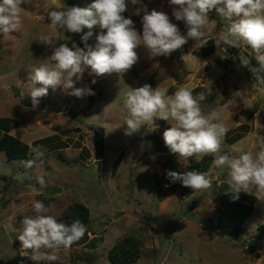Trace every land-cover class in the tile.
Returning a JSON list of instances; mask_svg holds the SVG:
<instances>
[{"label":"rangeland","instance_id":"374dc122","mask_svg":"<svg viewBox=\"0 0 264 264\" xmlns=\"http://www.w3.org/2000/svg\"><path fill=\"white\" fill-rule=\"evenodd\" d=\"M59 2L63 3L65 6L87 7L92 3V0H59ZM143 5H145L149 11L155 9L167 13L172 18L173 22L178 24L182 32L186 34L183 22H177L174 17H172V9L168 6L167 0H138V5L135 6L129 3L127 13L135 21V26L138 30L142 31L140 21L143 13L137 16L134 15V11L136 7ZM52 7L53 0H26V3L22 6L21 15L23 24L21 29L7 36H0V115L13 116L20 120V123L15 128V130L17 129L16 134H14L23 140L27 139L30 135L36 136L44 132L40 131L41 126H39L38 130H35L37 126L33 123V118L36 114L39 123L41 122L39 125H42V129H49L51 127V129L53 128L54 131L57 132L56 135H58L54 142V145L57 147L49 148L45 150V152L43 151V157L47 152L52 153V156L45 157L44 161H38L33 151V149L37 148L33 145L30 147L31 152L28 158H34L35 160L31 167L26 166L25 162L29 161L26 160V158L8 159L4 151L0 150V212H7L10 210L12 211L11 214L14 215L15 213L18 215L15 217L18 227H12L11 224L9 226L12 239L11 243L22 230L20 227L21 224L18 222L19 216L24 217V212H31L33 214L32 216H35L32 205H26L21 209L16 208L15 212H13L12 205H10V195L13 193V190L19 187L24 189L28 181H31L32 184L35 182L39 183L38 178H43L44 183H55L54 186L61 188L60 190H56V193L59 194L57 201H59L60 204L57 205L55 203L56 201H50L45 203V205L49 207L48 214L54 216L58 222L71 225L74 220L64 217L61 212L64 208H61V206H64L66 202L78 200L80 189L82 191L85 189L89 190L87 193L93 198H89V203L93 206L95 199H103L105 187H110V191H113L112 196L115 199H121L122 195H126L127 190H133L134 184L137 186V179L139 178L140 172H148V167L142 168L143 163L149 160L148 156H155L154 151L155 148L158 147L157 145H159L160 137L154 142L152 137L144 136L143 134L152 133L154 130L163 134L164 130L168 128V126L170 127V125L167 123L164 124V122L158 120L155 122V127H146L142 129L140 133L131 137L125 136L124 129L126 125H123L124 114L122 112V100L124 94L128 90L149 83L148 78L152 75V80L155 81V86H153V88L160 84L162 87L168 89L169 95L173 94L179 88H175V85L182 82L181 79H183V76L187 73L185 70L186 66L193 65V63L200 66V56L197 50L203 57L210 54V52L215 54L213 55V59L207 62L204 67L205 69L211 68L213 65V70H219L221 67L225 69L228 67L229 63L231 66H234V64L231 63L232 56H234L232 48L229 47L227 49L226 58H221V55L218 54L217 47V51H214L213 35L205 38L207 41L209 38H212V41L207 42L204 46L206 50L204 54H202L201 48L194 50V42L189 40V42L185 44L189 46V48H187V54H184V52L181 53V56L187 55V60L185 61L181 59V56L150 58L147 50L141 46L136 50L139 56L138 62L125 76L118 77L116 74L105 75L104 77L97 78L98 82L95 85H91L92 77L85 72L83 80L76 82V87H82L88 84L94 88L96 92L95 101L91 105L90 110L86 112L82 111V108L87 103L88 97L79 99L67 95L61 90L53 92L49 89V93L40 98L39 107L36 108L37 111H35L36 109L32 108L30 95H28L33 87L29 77L31 68L38 67L41 63H50L47 57L51 55V48L41 44L38 40L42 34L52 33L49 25L50 21L47 19V13ZM209 17H211V15H209ZM216 20V24L221 26V24L218 23L219 20L217 18ZM208 29H211L208 33H213L211 27ZM98 31L97 29V33ZM226 31L227 30L224 29V32ZM52 34L60 43H68L69 46H71L73 42L78 45L82 43L81 34H73L67 32V30ZM182 49L184 48L182 47ZM249 51L251 52L250 49ZM237 60L240 68L243 69L245 66L242 64L241 59L239 60L237 58ZM192 65L190 68H195L192 67ZM204 68L201 69L203 72L200 71L201 74L199 73L201 78L197 80V84L199 82L201 84L199 83L192 87V89L195 88V90L198 87L196 90L198 93L205 92L206 99L200 102L201 107L203 105L202 108L204 110L215 108L222 113L221 116L224 114L223 112H229L226 113L228 119L225 125L229 126L234 124L241 113V109H239L240 106L238 105H242V103L237 104L239 100L237 95L238 91L234 93L235 87L232 82H229L226 86L228 79L227 81L225 80V82H220L217 78L218 75L215 76L214 74L204 73ZM249 78L250 79L245 77V80H247L249 84H256L255 81L251 79V76ZM167 79L172 86L169 87ZM173 79H176L175 82H173ZM191 84L192 83H189V85ZM151 85L153 84L151 83ZM36 86L40 87L41 85ZM229 92L231 93L228 95ZM253 98H249V111L246 113L247 121L241 123L246 125L247 128H251V125L254 126L253 112L256 111L257 106L251 103ZM261 98L262 100H259L260 105L257 103L260 107V112L255 116L256 118H261L264 125V95H261ZM253 106L255 108H252ZM259 114L261 116H259ZM158 126H163L164 128L159 130ZM98 127L103 128L105 137L107 138L106 149H108L110 155L106 154V160L113 157L116 151L121 150L122 145L123 147H127V151L135 150L136 148L144 150L141 154L143 158H138V160L141 161L137 167H133L132 155L125 152L120 162L121 164L118 166L120 170L114 169V176L110 181L106 180V185L103 177L99 173L100 169L95 167L96 164L98 166V161L100 160L94 159L95 164L93 163L94 161H92L94 157V147L92 145L93 130ZM236 127H229V129H236ZM136 135H139V137L140 135L143 136L134 139ZM257 138V136H254V141L252 143L254 147L251 149L245 148L243 151H251L253 153L259 151L258 145L255 146V144H257ZM43 148L39 149L42 151L44 150ZM165 148L168 150L167 147ZM231 150L232 148L229 147V144L223 141L220 151L214 155L216 157L228 155L227 151ZM168 155L171 154H164L165 157H168ZM176 156L178 158V154ZM176 156H172V158L174 159ZM159 157H163V155H159ZM201 157L196 158L199 159ZM86 158L91 159V162L84 165L83 162ZM119 161L120 159L116 160V163H119ZM185 165L187 166L186 168L182 164L176 162L173 170L180 172L196 170L190 166L189 159L185 161ZM226 171H229L227 167L214 168L212 164L208 170L200 171L208 175L211 186L206 190L193 191L194 193L191 192L192 197L189 196L191 189L183 187L177 182L174 194L178 203L177 207L170 208V212H162L161 215L158 211L159 205L156 203V200L152 201L151 197L146 201L151 202L149 207L144 205L140 206L143 209L148 208V211L143 214V218L148 222V226L152 223H156V225L160 224V219L157 218L159 217L162 218L163 227L162 229L156 228V230H160L159 234H157V231L153 228L154 233L151 235L153 240L152 246L143 247L144 251L145 249L148 250L146 252L147 261L144 264H264V233L258 229V225H264V193L253 191L258 196L255 207L252 213L244 220L240 229L226 228L224 230L231 238L235 239V244L230 245L224 242V244H217L216 246L211 245V240L209 238L212 237L211 234L216 235V231H221L220 228L217 230L218 227L216 225L215 205L217 201L211 198V194L216 192L217 189H220L224 177V179L228 181V173L225 174ZM30 172L32 174H30ZM143 187L144 185H142V188ZM43 192L51 193L45 190L44 186ZM51 194L53 195V193ZM184 195L187 197H183ZM2 196L4 197L2 198ZM193 196H208L209 199H212L210 204H208V206H210V216L208 218H203L199 212L190 211V204L194 203V201L196 202ZM174 204L176 205V202ZM57 206H59V208ZM111 222L112 221L109 223ZM88 224L86 225L87 227ZM102 224L105 223L102 221ZM102 224L100 223V225ZM91 225L93 226L95 224L91 222ZM5 232L2 230V227H0V236H3V238L5 237L7 240L8 237ZM125 232L130 231L125 230ZM111 235L112 234L108 235L109 240ZM12 245L8 243L7 251L8 255H10V261L6 258L5 264H14L17 260L14 256L18 255L19 250ZM69 252L72 257L76 256L79 254L78 247L74 246L69 249H59L56 255L61 259L64 254L66 256ZM2 255L3 252L1 251L0 259H2ZM107 262L113 264L108 258ZM133 263L134 262L130 264ZM33 264H35V262Z\"/></svg>","mask_w":264,"mask_h":264},{"label":"clouds","instance_id":"9594fccd","mask_svg":"<svg viewBox=\"0 0 264 264\" xmlns=\"http://www.w3.org/2000/svg\"><path fill=\"white\" fill-rule=\"evenodd\" d=\"M26 0H0V36L4 37L21 29L22 6ZM129 3L138 5V0H92L87 7L69 6L53 0L47 13L52 33L63 30L81 34L83 47L73 42L60 43L52 33L42 34L39 42L51 48L47 57L50 63H41L31 68L30 81L33 85L28 95L32 108L39 107L40 98L57 90L79 99L96 95L93 87L82 81L85 72L91 85L97 78L116 74L125 76L138 62L137 49L143 46L150 58L171 57L177 50L193 41V48L207 44L205 39L209 14L215 11L227 24L215 44L221 58L227 57V49H250L261 68H264V0H167L175 21L183 22L186 34H181L177 23L165 12L145 5L135 8L134 15L140 16L142 31L135 21L126 17ZM97 29L99 30L97 33ZM94 41V43H90ZM181 59H185L182 55ZM244 66L249 60L242 61ZM254 75L260 71L252 69ZM75 78V79H74ZM36 85H41L37 87ZM206 99L205 92L193 95L186 87H179L169 95L168 89L160 84L153 88L149 83L128 90L122 100L124 135L131 137L146 127H153L157 120L165 121L170 127L163 132V141L170 153L178 154V161L192 157L215 154L220 151L228 129L220 121V113L213 108L205 111L200 102ZM259 151H240L238 155H220L212 161L214 168H228L230 193L238 199L241 192L264 193V135L257 138ZM36 158L43 152L33 149ZM31 167L34 161L25 162ZM169 181L165 187L179 182L192 191L206 190L211 181L206 173L189 170H166ZM43 185V178H38ZM35 216H24L22 230L17 236L21 256H28L35 264H54L59 249H69L87 233V227L76 220L71 225L58 222L49 215V207L42 201H34Z\"/></svg>","mask_w":264,"mask_h":264},{"label":"crops","instance_id":"0c3cea01","mask_svg":"<svg viewBox=\"0 0 264 264\" xmlns=\"http://www.w3.org/2000/svg\"><path fill=\"white\" fill-rule=\"evenodd\" d=\"M209 15H211V17L209 18L210 20H209V23L207 26V34H206L205 38L213 35L214 51H217L216 50L217 46L215 44V40L221 34L225 33L224 32L225 27L220 22H218V23H220L221 26H218L216 24L217 20H216V16H214V14H213V16H212V14H209ZM209 27L212 28L213 33H208V31L211 30V29H208ZM181 34H184L182 32V30H181ZM183 48L184 49L177 50L171 56L179 57V56H181L182 52H184V54H185L188 51L187 48H189V46L184 45ZM193 49L195 50L196 48H193ZM246 50L248 51L250 56L255 57V55L253 53H251L249 51V49H246ZM197 53L200 56V58H199L200 66H198V64L193 63L194 66L192 64L191 65H192V67H195V68L191 69L190 68L191 65L190 66L187 65L185 68L187 73H185V75L183 76V79H181L182 82L175 85V88L183 86V87L189 88V90L191 91L192 87L194 85H198L200 83L199 82L197 84V80L199 78H201L199 75L200 71H202L201 69H203L206 66L208 61H211L213 59V55H215V54H212L210 52V54L203 57L198 50H197ZM184 57H185L184 61L187 60V55H184ZM235 57H236L235 55L232 56V61H231V63H233L234 66H231V64L229 63L228 67H226L225 69H223L221 67L222 69L220 68L219 70H213L214 65L211 68L210 67L207 69L204 68V73L214 74L215 76L218 75L217 78H218V81H220V82H222V81L225 82V80L227 81V79H228V81H227L228 83L226 84V86L229 84V82H232L234 84V87H235L234 93L238 91L237 95H238L239 100L237 101V104L242 103V105H238V106H240L239 109H241V111H240L241 113L237 117L238 120L235 121L234 124L227 126V125H225V123L227 122V119H228L226 113H229V112H223L224 114L222 116H221L222 113L219 112L220 113V121L223 122L225 126H227L226 127L227 129H229V127H236V126L240 125L241 123H244L247 121L246 120V117H247L246 113H248V111H249V109H248L249 104H250L249 98L254 97L251 100V103L254 106H257L256 111L253 112V114H254V120H253L254 126L251 125V128L248 127L247 130L244 131L242 133V135H240V137H238L236 140H234L232 142L228 141L227 139H224V142L228 143L229 147L232 148L231 151H227L228 155H230V156L238 155L239 152L245 150V148L251 149L252 147H254V145L252 144L254 141V136L259 137V136L264 135V125L262 123V120H261V118H256V116H255L257 113L260 112V107L258 106L257 103H259V105H260L259 100H262L261 95L263 96L264 94L262 92V89L258 85L249 84L247 82V80H245V77L250 79L249 78L250 76H248V74L246 73L244 68L243 69L240 68V66L237 62L238 60ZM225 77H226V79H225ZM175 80L176 79H173V82H175ZM151 83L153 84L152 86H155L154 85L155 81L152 80ZM151 83H149V84H151ZM168 83H169V87L172 86V85H170L169 80H168ZM189 83H192V84L189 85ZM230 93L231 92H229L228 95ZM197 94H199V93L197 91H195L194 95H197ZM248 95H250V96H248ZM202 107H203V105H202ZM35 111H37V109ZM205 111H208V110L205 109ZM225 114H226V118H225ZM36 116H37V114H36ZM36 116L33 118V123L35 124V126H37V127H35V130H38L39 126H41L40 131H44V132L39 134V135H36V136L30 135L29 137H27V139H24V141H26L30 144V147H32V145H31L32 140H34L36 138L43 137V136L52 135V134L57 133L54 131L53 128L51 129V127L49 129H45V128L42 129V125H39L41 122L39 123L38 117H36ZM259 116H261V115L259 114ZM160 122H162V121H160ZM163 122H164V124L166 123L165 121H163ZM158 127H159L158 128L159 130H162L164 128L163 126H158ZM16 130L14 131L15 134H16ZM149 134L155 135V138L152 137L154 139V142H155V140H157L160 137V139L162 140L161 141L162 143L158 147L155 148V151H154L155 156H152V155L148 156L149 160L144 161L145 163H143L142 168L148 167L149 168L147 170L148 172H144V171L140 172L139 178L137 179V186H136V184H134V188L132 191L127 190L126 195H122L121 199H117V198L115 199L112 196L113 191H110V187L109 186L105 187L104 188L105 192H103L104 197H102L103 199L102 200L101 199H99V200L95 199V201L93 202L94 204L92 206L89 203L90 202L89 198L90 199H93V198H91L87 193L89 190L85 189L84 191H82L80 189V193H79L80 195H79L78 200H76V201L84 203L89 209L90 220H89L87 230H89L91 232V235L89 236L86 233L84 235V237L82 239H80L77 243H75L72 247H74V246L78 247V251L80 253H84V252L95 253V257L92 259L90 264H109L107 262V258H108L107 252H108V249L110 248V246L112 245V243L114 242V239L119 235H125V234H129V233L137 234L142 238V244L140 247L141 248L140 249L141 250L140 256L138 257V259L136 261H134L133 264H144V263H146V261H147V253L146 252L148 250L145 249V251H144L143 247L152 246L153 240H152L151 235L154 233L153 228H155V230H156V228L162 229L163 227H162V221H161L162 218H159V217H157V218L160 219V224L156 225V223H152V224L150 223L151 225L148 226L147 225L148 222H146L145 219L143 218V214H145V212L148 211L147 210L148 208L143 209L140 206L144 205V206L149 207L151 205V202H146V201L149 200V197H151L152 201L156 200V203L159 205L158 211L160 214L162 212H164V213L170 212V208L177 207L178 201L176 200V196L174 194L175 189L177 187L176 186L177 184L172 188L171 187H165L164 186L165 181L163 178V173L165 172V170L172 166L171 164H169L166 167L165 162H167L168 160L173 161L172 162L173 169H174L176 162L180 163L178 161L177 156H176L177 154L170 153L169 149L166 150V148H165L166 146H165L164 141H163V134L161 132H156L154 130L152 133H147L146 135L145 134H143V135L148 136ZM143 135H140V137H142ZM140 137H139V135H136L134 137V139L140 138ZM148 137H151V136H148ZM104 141H105V150H104L103 156L100 159H95L93 157L92 161H94L93 163L95 164V160H100V161H98L99 162L98 166L96 164L95 167L97 169H100L99 173L103 177L105 185H106L107 184L106 180L110 181L111 178L114 176V173H115L114 169L116 168L115 170H117V169L120 170L118 168V166H119V164H121L120 162H121L122 158L124 157L125 152H128L130 155H132L131 157L133 160V162H132L133 167H137L141 161V160H138V158L139 157L143 158L142 157L143 155H141V154L144 152V150L136 148L135 150L127 151V147L126 146L123 147V145H122L121 150L116 151L113 157L106 160L105 159L106 154L110 155L109 154L110 152L108 151V149H106L107 138L105 137V133H104ZM256 145H258V144H255V146ZM169 153L171 155H168V157L164 156V154H169ZM46 154L42 160H40V159H37V160L38 161H44L45 157L52 156V153L47 152ZM159 155H163V157H159ZM172 156H176V158L173 159ZM114 157H115V159H114ZM193 158L197 159L196 157H193ZM215 158H216V156L214 155L213 160ZM119 159H120L119 163H116V160H119ZM26 160L35 161L34 158H28V157L26 158ZM90 162H91V159L86 158L84 160L83 164L87 165ZM211 164H212V162H211ZM183 170H186V169H183ZM198 171H201V170H198ZM226 173H228V171H226L225 174ZM30 174H32V173L30 172ZM225 176H227V175H225ZM224 178H223V180H227ZM218 182H219V180H218ZM122 183H125V182H122ZM140 183H141V185H140ZM54 184L55 183L45 182L43 185H40V183L35 182L32 184L31 181H28L27 185L24 186V189L20 188V187L17 188L18 190L14 189L13 193L10 195V202H11L10 205H12L13 212H15L16 208L21 209L22 207H24L26 205H32L34 201H42L44 204L47 202H50V201H54V202L56 201L55 203L57 205H59L60 203H59V201H57L59 194L54 192L52 195L51 194L52 192L47 189L48 185H54ZM142 185H144L143 188H142ZM43 186H44L45 190H48L51 193L43 192ZM141 190H143V191H141ZM191 192H193V191L190 190V193H189L190 197H192ZM3 197L4 196H2V198ZM183 197H187V196L184 195ZM193 197H194L193 199H195L196 202L194 201V203L190 204V208H189L190 211L199 212V214L203 218H208L210 216V214H209L210 213V206H208V204H210L212 199H209L208 196L207 197L193 196ZM257 198H258V196H257ZM175 202H176V205L174 204ZM68 203H70V201L64 203V206H61V208H64ZM13 204L15 207L13 206ZM57 207L59 208V206H57ZM211 208H212V206H211ZM173 210H175V209H173ZM11 213H12V211H10V210L7 212H0V227H2V230L4 232L6 231L5 233L8 237V239L6 240L5 237L3 238V236H0V247H1L0 252L1 251L3 252L2 259H0V264H5L6 258H8V261H10V255H8V251H7L8 243L11 245L13 244L12 246H15V248H17V250H19L18 255L14 256V257H16L15 259H17L14 262V264H16V263L17 264H25V263L33 264L34 262L28 257L31 255L30 251L27 252L24 257L21 256L20 242L18 241L17 238L13 239V242L11 243L12 239H11V231L9 230V228H10L9 226L11 224L12 227H18L16 224V219H15V217H17L18 215H16L15 213L13 215ZM32 215L33 214L31 212L30 213L24 212V216H32ZM13 216H14V218H13ZM22 218H23L22 216H19L18 222H20V224H21ZM182 218H181V220H182ZM102 221L105 224H102ZM110 221H112V222L109 223ZM91 222H93L95 225L92 226ZM100 223L102 225H100ZM20 227L22 228V224ZM125 230H129L130 232H125ZM156 231H157V234L160 233V230H156ZM216 232H217L216 235L211 234L212 237H209L211 240L210 242H211L212 246H216L217 244H224V242L227 244H230V245L236 243L235 239L231 238L228 233L224 232V230L216 231ZM110 234H112V235H111V238L109 240L108 235H110ZM213 236H215V237H213ZM95 237H100L102 239L96 245L87 246L86 242L92 238H95ZM156 239H157V236H156ZM64 256H65V254H64ZM64 256H62L61 259H58V261H60L62 264H67V262H68V264H84L85 263L84 260H81L79 258L73 260V257H70L71 256L70 252L65 257ZM142 256H143V258H142Z\"/></svg>","mask_w":264,"mask_h":264},{"label":"trees","instance_id":"16d2710c","mask_svg":"<svg viewBox=\"0 0 264 264\" xmlns=\"http://www.w3.org/2000/svg\"><path fill=\"white\" fill-rule=\"evenodd\" d=\"M124 15L126 17L129 16L127 12L124 13ZM211 41L212 38H209L207 42H211ZM90 43H94V41H90ZM79 46L83 47V44L81 43ZM210 51H211V47H210ZM232 51L234 52L236 58L240 60L236 48H232ZM201 52L202 54L206 53L204 47L201 48ZM251 58L256 64V66L261 70L264 78V68H261L258 65L254 57L251 56ZM245 71L248 74L246 68ZM148 82L149 83L152 82V75L149 76ZM196 90L194 88L191 91L192 93H195ZM94 101H95V96L88 97L87 103L82 108V111L86 112L90 110V107L94 103ZM252 108L255 107L253 106ZM19 123L20 120L16 117L0 115V150L4 151L8 159L27 158L31 152L30 144L14 134V130ZM246 130H247V126L243 124L238 125L236 129H228L225 139L232 142L236 140L238 137H240V135H242V133ZM57 136L58 135L56 134H52V135L36 138L32 140L31 145L40 149L44 147L43 148L44 150H42V152L43 151L45 152V150H48L49 148L57 147L54 145ZM148 136L154 137L155 135L149 134ZM157 140H155V142ZM161 141L162 140L159 139V145L162 143ZM213 158H214L213 154L203 155L199 159H194L192 157L189 159V163L191 167L195 168L196 170L206 171L209 168ZM38 159L42 160L43 156ZM169 164L173 166L171 160L165 162L166 167ZM172 166L170 168H167L166 170H173ZM165 172L163 173V178L165 184H168L169 181H167L165 178ZM176 184H173L169 187L172 188ZM227 191H229L228 181L223 180L220 189H217L216 192L211 194V198L214 201H217L215 205L216 225L221 230H225L226 228L240 229L244 220L252 213L257 200V195L254 192L253 193L241 192L239 194V198L236 199L230 193H227ZM61 212L64 215V217H66L67 219L74 221L79 220L84 225H87L89 223L90 220L89 209L82 202L79 201L70 202L64 207V209ZM258 229H260L264 233L263 224L258 225ZM101 239L102 238L100 237L92 238L86 242L87 246L96 245L101 241ZM141 244H142V239L137 234L129 233L125 235H119L114 239V242L108 249L107 257L109 261L113 264H130L136 261L140 256ZM94 257H95V253L79 252V254L73 256V260L79 258L81 260H84L85 262L84 264H90V262ZM54 264H62V263L57 260L56 262H54Z\"/></svg>","mask_w":264,"mask_h":264},{"label":"water","instance_id":"95a60500","mask_svg":"<svg viewBox=\"0 0 264 264\" xmlns=\"http://www.w3.org/2000/svg\"><path fill=\"white\" fill-rule=\"evenodd\" d=\"M212 14L217 16L219 22L227 30L226 22L222 21L219 18L218 14L215 13V11H213ZM236 50H237V52L239 54V57H240L241 61L249 60V65L245 66V68H246L248 74L251 76V78L255 81V83L257 85H259V87L264 92V78H263L261 70L254 75L252 69L253 68H257L258 69V67L256 66V64L252 60V58H251L250 54L248 53V51L246 49H240V48H236ZM92 145L94 147V158L95 159H100L103 156L104 150H105L104 130H103L102 127H98V128L93 130ZM47 189L50 190L52 193L56 192V190H60V188H57L54 185H48Z\"/></svg>","mask_w":264,"mask_h":264},{"label":"built area","instance_id":"2783aa9c","mask_svg":"<svg viewBox=\"0 0 264 264\" xmlns=\"http://www.w3.org/2000/svg\"><path fill=\"white\" fill-rule=\"evenodd\" d=\"M217 230H219V228ZM87 234L90 236L91 235V232L89 230H87Z\"/></svg>","mask_w":264,"mask_h":264}]
</instances>
